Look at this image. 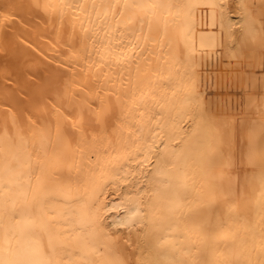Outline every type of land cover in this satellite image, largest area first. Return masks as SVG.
Returning a JSON list of instances; mask_svg holds the SVG:
<instances>
[{
	"label": "bare ground",
	"instance_id": "6f19581e",
	"mask_svg": "<svg viewBox=\"0 0 264 264\" xmlns=\"http://www.w3.org/2000/svg\"><path fill=\"white\" fill-rule=\"evenodd\" d=\"M0 264H264V0H0Z\"/></svg>",
	"mask_w": 264,
	"mask_h": 264
}]
</instances>
